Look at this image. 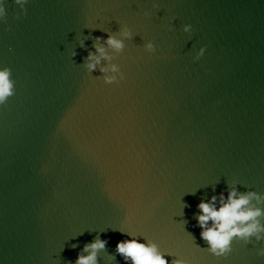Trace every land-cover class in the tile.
Masks as SVG:
<instances>
[{
	"label": "water",
	"instance_id": "water-1",
	"mask_svg": "<svg viewBox=\"0 0 264 264\" xmlns=\"http://www.w3.org/2000/svg\"><path fill=\"white\" fill-rule=\"evenodd\" d=\"M5 7L0 68L15 95L0 105V264H74L97 234L99 264H129L119 231L169 264H264V241L216 257L196 226L197 205L233 182L264 194V0H29L20 19ZM123 26L134 38L109 85V62L90 75L84 59L91 37Z\"/></svg>",
	"mask_w": 264,
	"mask_h": 264
},
{
	"label": "clouds",
	"instance_id": "clouds-1",
	"mask_svg": "<svg viewBox=\"0 0 264 264\" xmlns=\"http://www.w3.org/2000/svg\"><path fill=\"white\" fill-rule=\"evenodd\" d=\"M14 2L22 9V13L16 14V19H20L21 14L26 16L25 5L29 0H14ZM154 7L158 8L159 5H154ZM175 19L172 17L173 21ZM0 21L7 23L5 0H0ZM8 30H11L10 27ZM183 31L191 34L193 32L192 25L185 24ZM89 38V36H84L79 42L80 47H85V41ZM91 38L94 40L93 48L95 51L88 52L83 67L91 75L102 64V61H108L107 65L99 68V71L104 74L102 79L104 83L109 85L119 83L124 79V74L120 65L112 63V61L124 52L126 48L124 41L134 38L132 29L123 26L117 33H108L106 39L103 36ZM143 47L148 53H155L157 50L152 41H148ZM109 48L113 50L116 56L109 53ZM205 51L206 47L200 48L196 59L199 60ZM76 55L77 53L74 51L72 56L75 57ZM95 78L100 79L101 77ZM14 95L15 81L12 79V69L10 67L0 68V105H5L9 98ZM185 207L188 205L185 204ZM197 208L199 214L196 216V226L201 229L200 236L208 245L207 250L216 257L226 258L232 252L234 240H242L248 244L252 242L254 237L257 242L264 241V223H261V218H264V194L256 191L241 193L238 191V183L233 182L227 195L224 193H220L218 196L213 195L208 201L202 200ZM119 232L131 237L120 240L115 249L116 253L129 264H169L166 256L171 254L161 251L160 246L153 240L146 239L147 242L142 243L134 232ZM108 243L109 239H102L97 234L92 242L84 245L74 264H99V253L107 251ZM72 247L76 248L77 245L73 244ZM258 255L264 256V248L258 250ZM68 264H73V262L68 261ZM171 264H188V262L176 258L171 261Z\"/></svg>",
	"mask_w": 264,
	"mask_h": 264
}]
</instances>
